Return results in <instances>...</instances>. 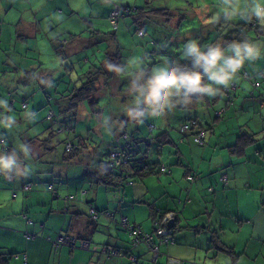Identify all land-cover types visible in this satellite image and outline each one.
<instances>
[{
  "label": "crops",
  "instance_id": "crops-1",
  "mask_svg": "<svg viewBox=\"0 0 264 264\" xmlns=\"http://www.w3.org/2000/svg\"><path fill=\"white\" fill-rule=\"evenodd\" d=\"M202 3L169 12V24L178 29L177 36L170 39L174 48H196L201 35H214L210 22L222 16L232 21L254 16L264 0H202ZM81 4L89 13L80 11L74 0H0V49H3L0 50V64L10 59L14 50L25 62L24 68H32L40 59V66L53 77L66 79L69 73L63 65L66 58L62 60L56 52L61 42L63 46L59 49L63 47L65 56H69L76 67L70 73L76 74L79 69L76 64L86 65L88 57L93 52L100 53L103 47L99 45L95 51L92 48L95 46L92 29H99L95 31L98 35L103 30L93 27L89 18H93L94 13L97 17L109 18L117 5L110 0L103 1L100 9L94 8V0ZM65 20L72 26L76 24L77 28H64ZM260 24L264 26V15ZM252 36L248 43L251 48L244 54H237L240 43H236L234 51L233 45H228L214 66L201 68L204 86L199 97L181 95V108L194 103L193 113L201 122L209 123L201 129L205 133V144L195 143L190 132L182 134L180 125H171L169 114L160 109L150 112L154 118L148 120L151 124L140 123L135 129L137 136L149 137L150 147L154 146L151 148V161L156 163L153 172L136 176L132 183L93 185L89 189H95L94 202L88 197L90 190L80 164L69 167V177L66 176L64 182H53L58 188L55 196L46 188L45 181L50 180L48 171L38 168L30 155H26L25 162L20 160L18 152L23 150L24 144L18 133L22 130L25 136L31 135L41 126L16 125L11 117L12 110L18 104L22 109L24 96L28 97L26 102L29 101L27 107H30L32 99L42 100L45 94L39 82L32 78L28 85L18 90L19 94L9 92L12 100L9 103L6 94L15 84L9 80L19 79L25 71H5L0 76V99L3 96L0 134L4 129L12 134L17 150L13 149L8 155L0 152V161L11 162L7 167L0 165V264H264V35L257 37L253 33ZM231 55L242 62L251 76L241 75L240 71L233 75L224 69L225 75L216 81H235L231 85V98L226 99L221 94L211 97L210 88L209 96H204L206 79L210 75V79L215 80L222 74ZM243 55L247 56L245 62ZM171 69L170 76L182 81L183 78L173 75ZM256 81H260L259 86H255ZM43 86L50 87L47 82ZM60 87L62 83L58 89ZM177 87L173 84L171 93ZM199 99L209 106L197 104ZM177 110L179 114L184 112L176 109L173 114ZM16 126L23 128H18L19 131ZM99 129L107 131L105 127ZM164 132L167 141L159 143L158 136ZM241 133L251 134L253 140L236 147L234 144ZM162 166L166 171L161 170ZM189 173H196L192 182L186 178ZM222 173L227 174V182L221 179ZM29 181L31 189H23L24 183ZM91 207L113 211L114 217L99 212L93 220L89 215ZM155 209L175 211L177 227L175 241L161 242L160 254L152 263L147 248L143 244L132 245L129 231L119 223L125 216L139 225L143 233H152ZM59 233L85 236L90 247H82L79 242L57 244ZM107 243L127 250L109 255L102 249ZM131 254L137 256V261L131 259Z\"/></svg>",
  "mask_w": 264,
  "mask_h": 264
},
{
  "label": "trees",
  "instance_id": "trees-1",
  "mask_svg": "<svg viewBox=\"0 0 264 264\" xmlns=\"http://www.w3.org/2000/svg\"><path fill=\"white\" fill-rule=\"evenodd\" d=\"M145 5L134 7L133 21L135 27H130V31L136 37L138 35L148 36V40L142 43L140 41L133 42L130 52L134 55L137 50L136 57L133 60L131 58L126 59L119 48L116 47V44L112 49L105 44L106 52L104 55L102 54L103 57H98L97 53L93 52L88 57L86 65L84 63L76 64L79 69H76V74H73L70 72L76 67L71 63L73 60H70L69 56H65L63 47H61V50L59 49L60 46H63L60 42L57 45L56 52L62 60L66 58L68 61L64 60L63 63L69 71L66 79L53 77L50 72L40 65L26 69L20 59L13 58L12 55L7 61L6 59L1 61L0 76L6 72L25 71L19 79L10 78L9 81L15 84L13 89L8 90V94H6L9 103H12L9 92L15 95L19 94L18 90H22L21 87L28 85L32 78L39 82V87L45 94V98L41 100L43 106L41 107L44 110L46 109V112L44 111L38 115L37 113L32 114V111L27 110L29 101L26 102V100L29 99L24 96L22 98V109L20 110L18 104L12 110L14 114L11 117L17 123L16 125L41 126L38 132L35 131L31 135L27 133L25 136L22 130L18 133L24 144L23 150H19L18 154L22 162L26 161V155H30V159L38 163V168L41 167L43 171H48L51 181L49 179L45 181L46 188L49 184L54 185L53 182H64L67 170L75 164L84 167L83 176L85 180L94 178L104 184H123V180H135L138 175L142 176L153 172V166L156 163L152 162V156H149L150 152L153 154L149 145L150 138L137 136L135 129V125H140L142 120L145 121L147 113L157 109L162 110V112L169 114L171 125H180L179 128L182 134L190 132L192 136L198 132L199 128L200 130L205 129L203 128L204 125L209 124L201 122L199 117L193 113L194 108L188 109L189 106L187 105L183 109L181 108L182 104L180 102L183 101L181 95L185 96L183 86L181 91L177 87L173 93H171L173 84L157 90L156 81L161 74L153 70V64L166 62L170 69L175 67L173 66L175 64H181V67H188L192 69L191 71L197 72L199 68L203 69L209 65L202 57L218 52L220 54L218 60H220L222 54L225 53L224 49L228 45H233L234 51L236 43H240L241 49L237 53L240 56L248 48H251L248 43L252 39L253 33L257 37L264 35V26L260 24L262 15L258 14V11L254 16H247L236 21L222 16L217 21L209 23L213 25L214 35H201L202 39L197 44L195 52L188 50L187 47H183V50L177 49L174 48V43L171 44L172 40L170 41V39L177 36L178 29L169 24L171 20L169 8L156 7L148 14L143 10ZM129 7L133 8L131 5ZM258 8L264 10V5H260ZM158 11L164 14H160ZM113 28L112 32L116 35L118 25H113ZM98 30L94 29V31ZM139 31H142V34H139ZM101 32V35L95 33L93 41L95 47H92L94 51L99 46V42L105 38L104 34L106 32L104 30ZM112 32L109 33L110 37L107 38L110 42L114 38ZM200 32L199 30L198 33L200 34ZM57 39L61 40L58 37ZM222 40L227 44L223 43ZM7 56H9L8 53ZM233 56L229 57L227 65L223 67L222 74L215 80L213 78L216 87L214 85L210 88L211 97L221 94L222 97L228 99L229 94L231 98V85L235 81H216L220 80L218 78L221 75H225L224 69H227L233 75L240 71L239 74L241 75L251 76L243 68L242 62L236 57L233 58ZM196 62L198 65H194ZM2 65L3 68L1 69ZM169 71L168 73H170ZM45 78L48 79L46 82L50 85L47 89L43 86L46 83ZM256 82H259L260 85V81ZM61 83L62 88L58 89ZM182 84L184 85L183 79ZM0 85H2V80H0ZM5 86L8 87V85ZM2 99L3 96L0 100ZM17 100L20 102L21 98ZM87 105L89 108L86 109ZM176 109L183 110L184 114H179L181 113L180 110L173 114ZM174 115L175 117H173ZM193 121H195L194 124ZM185 124L193 125V127L190 130H181V126ZM21 127L16 126L15 128ZM103 127L107 128V131L104 132L99 129ZM2 132L0 139H4V142L1 143L0 152L8 155L10 151L15 149L14 136L7 134L8 132L5 129ZM165 134L166 132L158 136L159 143L167 141ZM27 136L29 138L25 139ZM251 140H253L251 134L241 133L238 135L234 146L241 147V145L251 142ZM113 152L120 153L124 158V162L113 172L103 170L101 166L106 161H113L111 159ZM27 183L32 182L29 181L24 184ZM54 187L55 192L52 193L56 196L58 195V188L56 185ZM97 212L115 214V212L105 209L102 211L97 210ZM91 217L93 220L96 218ZM121 226L126 229L125 226ZM66 236H68V240H75V242L85 241L87 242L86 247H90V241L85 236L71 234H66ZM213 237L214 234L211 239L212 243H214ZM102 249H105L109 255L116 252H126L127 250H121L116 245L109 243L104 244ZM131 255L136 256L135 254Z\"/></svg>",
  "mask_w": 264,
  "mask_h": 264
},
{
  "label": "rangeland",
  "instance_id": "rangeland-1",
  "mask_svg": "<svg viewBox=\"0 0 264 264\" xmlns=\"http://www.w3.org/2000/svg\"><path fill=\"white\" fill-rule=\"evenodd\" d=\"M103 1H105V0H94V8L100 9L104 5ZM189 1L190 2L188 3L187 0H120V1L119 0H110L111 4H113L115 2L117 3V5L114 7V9L119 10L118 15L114 14V15H117L116 19H117V25H118V30H117L118 32L116 35H114L113 34L114 32H112L114 30V28H113V25H111L109 18H107V17L103 18L102 16L97 17V13H94L93 18H89L93 23V27L95 26L97 28H101L102 30H104L106 32L104 34L105 38L101 42H99V45H103V47H102V51L100 53H98L97 56L103 57L102 54L104 55L106 52L105 44H106V46H108L111 49L114 48L115 44H116V47L119 48V50L125 56L126 59L131 58L133 60L136 57L137 50L135 51L134 55L132 54V52H130V50L133 46V42L134 41H136V42L140 41L141 43L145 42L146 40H148V36L142 37V36L138 35L136 37V35L132 34L130 31V27H135V22L133 21L134 20V13H135V10H134L135 6H144L146 4L143 10L149 14V12L152 11L153 9H155L156 7H169L171 9L170 12H172V11H174V8H181V7L182 8H187V7L191 8V4H194V5L203 4L202 0H189ZM32 2H36V0H32ZM74 2L77 4L75 6L78 7L80 11L82 9V11H84L85 14L89 13V9L86 12L85 6L82 8L83 4H81V2L84 3V5H85V0H80V1L74 0ZM129 5L133 6V8H130ZM176 10H179V9H176ZM158 13L164 14L161 11H158ZM183 13L184 12H182V14ZM189 13L192 14L191 12H189ZM63 24H64V28H68V29L77 28L76 24L73 26L70 25L68 20H65L63 22ZM92 31H93V37H94L96 32L93 29H92ZM110 32H112V35H114V38L112 37L113 38L112 42L108 41V39H107L110 37V34H109ZM115 33H116V31H115ZM130 44H131V46H130ZM96 50H97V48H96ZM11 55L13 58H18L17 52H15L14 50L12 51ZM246 57H247L246 55H243V57H242L244 62L246 61V59H245ZM20 61L23 65H25V62L22 59H20ZM40 64H41L40 59H37L36 64H34L32 67H38ZM46 64H48V63H46ZM153 66H154L153 70L155 72L161 74V75L167 74L168 71L170 70V68L166 62H159L156 65L154 63ZM175 74L180 75V77H182V78L185 77L184 72H182L180 70H174L173 75H175ZM167 75L169 77H171L170 73H168ZM210 78H212V77H210V75H209L208 80L206 79L205 87H204V91H203V93H206V95H208V96H209L208 89L211 87H214V85H215V82H213V79H210ZM176 84H178V89H179V91H181L182 86H183L182 81L180 79H177ZM215 87H216V85H215ZM200 99L197 101V104H199L200 106H204V107L209 106L205 100H200ZM197 104H196V106L198 107ZM193 105H194V103L190 104L188 109H192ZM41 106H42L41 100H36V99L33 100L32 99L31 105H30V107H28L27 110L32 111L33 113H39V114L43 113L44 111L46 112V109L44 110L42 108L43 106L42 107ZM238 107H237V109H238ZM153 111L155 112V110H153ZM152 116H153V114L147 113L146 119H145V121L144 120L141 121V123H142L141 125L151 124L148 120L154 119ZM0 144H1V139H0ZM153 147H150V149ZM149 156H153V154H151V152H150ZM88 176H90V175H88ZM85 182H86L85 184H87L86 187L88 189L91 188L93 185L95 187L99 186V185L100 186L106 185V184H104V183H102V182H100L94 178H92L91 180L87 179V180H85ZM210 188H212V189H209V190H213V187H210ZM89 190H90V193H89L88 197L93 198V202H94L95 201V197H94L95 189H93V190L89 189ZM98 191H99V189H98ZM175 230H174V232H175Z\"/></svg>",
  "mask_w": 264,
  "mask_h": 264
},
{
  "label": "built area",
  "instance_id": "built-area-1",
  "mask_svg": "<svg viewBox=\"0 0 264 264\" xmlns=\"http://www.w3.org/2000/svg\"><path fill=\"white\" fill-rule=\"evenodd\" d=\"M118 12H119L118 9H113L110 12L109 20H110L111 24L114 25V26L117 25L116 17L118 15ZM114 14H117V15H114ZM139 34H142V31H139ZM183 68H185L187 70L190 69V68L188 69V67H179V66H177V67H173L172 70L173 71L174 70H182ZM200 69L201 68H199L198 70H200ZM190 70H192V69H190ZM198 70H197V72H198ZM184 74H185V77H183V80L186 79V73L184 72ZM258 85H259V82H256L255 86H258ZM184 91H185V96L187 98H193L192 96H190V93L192 92V90L191 91H187V90L184 89ZM225 94H227V93H225ZM229 98H230V95L228 94V99ZM192 123L194 124L195 121H193ZM192 127H193V125L190 126L189 124H187V125L185 124V125L181 126V130H190ZM193 140H194L195 143H197L199 145H204L205 142H206L204 131L199 129L198 132L195 135H193ZM2 142H4V139H1V143ZM111 159L113 161H111V160L106 161L101 166V168L103 170H106V171L108 170V171H112L113 172L114 170H117L119 168V166L124 162L123 156L120 153H118V152H113L111 154ZM161 170L166 171L165 166H162ZM186 178H187V180L189 182H192V181L195 180L196 175H195V173H189ZM221 179L224 182H227V180H228L227 174L226 173H222ZM122 182L123 183L124 182L132 183L133 180L132 179H127V180H123ZM31 187H32V183H27V184L23 185V189H25V190H30ZM47 189H49L52 192H55V187H54L53 184H49L47 186ZM209 189H212V188L209 187ZM89 214L91 216H93V217H97L98 216L97 210L95 208H93V207L90 208ZM104 214L107 215V216H110L112 218L114 217V213L111 214L109 212H105ZM175 218H176V212L175 211L161 212V211L156 210L155 213H154V216H153L154 231L152 233H145V232L143 233V231H142V229H141V227L139 225H136V224L130 222L128 220V218L125 217V216L121 217L120 224L125 226L126 229L129 231V233H130V235L132 237V243H134L136 246L141 244V243L147 244L150 247L151 251H152L153 259H156L158 257V255L160 254L159 244L161 242H168V243H173L174 242L175 226H173L172 223L175 221ZM154 237H157V240H155ZM56 243L57 244H59V243L60 244L61 243L75 244V240H68V236H66V234L63 235L62 233H60L58 235V237H57V242ZM79 244L82 247H86L87 242L81 241ZM119 254H121V253H119ZM131 259L133 261H136L137 257L134 256V255H131Z\"/></svg>",
  "mask_w": 264,
  "mask_h": 264
},
{
  "label": "clouds",
  "instance_id": "clouds-1",
  "mask_svg": "<svg viewBox=\"0 0 264 264\" xmlns=\"http://www.w3.org/2000/svg\"><path fill=\"white\" fill-rule=\"evenodd\" d=\"M257 11H258V14L264 15V10L258 8ZM192 51L195 52L196 49L193 48ZM219 55L220 54L218 52H213L211 55L202 57V59L206 60L209 65H215V63L217 62V60L219 58ZM175 67H177V66H175ZM172 69H171V71L173 72ZM199 79H200L199 76L188 77L184 80V83L195 86L199 83ZM175 83H177V78L175 76L169 77L167 74H162L156 81L157 90L159 88L167 87V86L175 84ZM10 163H11L10 161H0V165H3L5 167L9 166Z\"/></svg>",
  "mask_w": 264,
  "mask_h": 264
},
{
  "label": "water",
  "instance_id": "water-1",
  "mask_svg": "<svg viewBox=\"0 0 264 264\" xmlns=\"http://www.w3.org/2000/svg\"><path fill=\"white\" fill-rule=\"evenodd\" d=\"M180 71H183V72L186 73V78L195 77V76H199L200 77L199 83L197 84V86L195 85L196 87L193 86V85L186 84V83H184V85H183V88L185 90H187V91H191L192 90V92L190 93V96H192L193 98L194 97H199L201 92H202V88L204 86V76L202 74V70L200 69V70H198V72H192L190 69L187 70V69L183 68ZM173 73H174V71H173ZM175 75H177V74H175ZM172 225L175 226V229H176V227H177V215H176L175 221L172 223ZM131 244L135 245L134 243H132V241H131ZM141 244H143L147 248V252L149 251L151 253V258L149 259V261L152 262V263L156 262L157 258L153 259V254H152V251H151L150 247L147 244H144V243H141Z\"/></svg>",
  "mask_w": 264,
  "mask_h": 264
}]
</instances>
